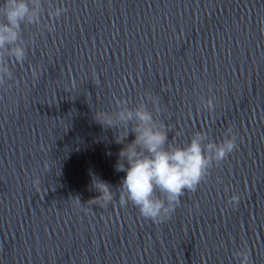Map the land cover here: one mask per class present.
I'll return each mask as SVG.
<instances>
[{"label": "clouds", "instance_id": "1", "mask_svg": "<svg viewBox=\"0 0 264 264\" xmlns=\"http://www.w3.org/2000/svg\"><path fill=\"white\" fill-rule=\"evenodd\" d=\"M43 0H3L0 6V87L12 80L13 72L10 63L22 64L27 58V45L22 35L29 25L41 26ZM67 12L64 6L55 7L48 12L49 22L43 28L49 32L55 30L53 19L58 20ZM37 76L36 70L32 72ZM75 87V80L71 81ZM135 106L124 97H114L116 110L95 112L94 119L105 129L115 132V142L123 144L119 152V160L115 165L117 172H125L120 186L113 191L112 186L97 178H93V188L98 196L89 200L91 205L106 208L119 195L121 207L133 205L141 217L151 220L154 224L164 223L172 218L175 210L181 204L185 192H196L200 184L209 176L214 165L224 162L237 149V137L230 126L224 137L214 141L204 131H196L190 141L177 145L169 141L166 125L154 116L158 98L151 92H146ZM149 102L153 110H149ZM201 104L209 112L217 105L215 98H200ZM134 135L131 142L127 141L129 134ZM48 168L47 163L44 165ZM39 192L40 180L33 181ZM81 204L79 199H75ZM241 195L234 193L227 204L237 208ZM236 264H253L247 244L233 252Z\"/></svg>", "mask_w": 264, "mask_h": 264}]
</instances>
